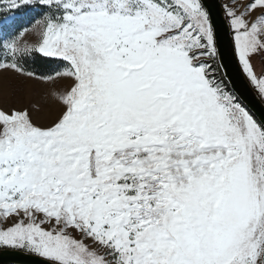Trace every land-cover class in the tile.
<instances>
[{
  "label": "snow or ice",
  "instance_id": "snow-or-ice-1",
  "mask_svg": "<svg viewBox=\"0 0 264 264\" xmlns=\"http://www.w3.org/2000/svg\"><path fill=\"white\" fill-rule=\"evenodd\" d=\"M8 7L35 17L0 38V71L60 88L46 125L0 107V250L38 264H264V121L234 79L264 100V0H228L219 23L209 0Z\"/></svg>",
  "mask_w": 264,
  "mask_h": 264
},
{
  "label": "rangeland",
  "instance_id": "rangeland-1",
  "mask_svg": "<svg viewBox=\"0 0 264 264\" xmlns=\"http://www.w3.org/2000/svg\"><path fill=\"white\" fill-rule=\"evenodd\" d=\"M221 1L222 4L228 2V0ZM237 2L243 3L246 0H237ZM9 3L10 0H0V38L5 39L16 35L24 28H29L35 17V13L26 8L10 9ZM23 39L31 42L35 36L25 34ZM2 59L4 53L0 51V60ZM257 65L259 68V61ZM59 88V83H40L19 76L11 70L0 71V107L6 110L11 107L28 108L32 112L34 122L46 125L57 114L58 101L52 93ZM254 89L256 90L255 87Z\"/></svg>",
  "mask_w": 264,
  "mask_h": 264
},
{
  "label": "water",
  "instance_id": "water-1",
  "mask_svg": "<svg viewBox=\"0 0 264 264\" xmlns=\"http://www.w3.org/2000/svg\"><path fill=\"white\" fill-rule=\"evenodd\" d=\"M209 3L214 5V22H221L223 18V12L220 10L219 5L222 4V1L209 0ZM221 43L222 47L226 43L223 35L221 38ZM234 79L235 91L239 96L241 102L254 113L258 120L264 121V101L260 98L259 94L256 92L252 84H250L246 79H243L242 77H234ZM0 264H38V258L11 255L6 250H0Z\"/></svg>",
  "mask_w": 264,
  "mask_h": 264
},
{
  "label": "trees",
  "instance_id": "trees-1",
  "mask_svg": "<svg viewBox=\"0 0 264 264\" xmlns=\"http://www.w3.org/2000/svg\"><path fill=\"white\" fill-rule=\"evenodd\" d=\"M28 67L41 74H48L57 70L56 64L42 63V62H36V63L29 62Z\"/></svg>",
  "mask_w": 264,
  "mask_h": 264
}]
</instances>
